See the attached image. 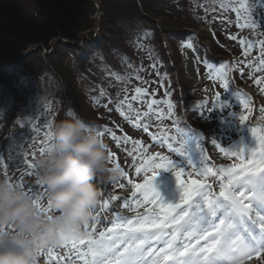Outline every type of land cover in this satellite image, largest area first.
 <instances>
[{"label":"rangeland","instance_id":"374dc122","mask_svg":"<svg viewBox=\"0 0 264 264\" xmlns=\"http://www.w3.org/2000/svg\"><path fill=\"white\" fill-rule=\"evenodd\" d=\"M23 1L14 0L15 4ZM96 2L98 7L93 3L97 9L93 17L97 25L95 33L98 30V21L101 20L98 9L99 2L98 0ZM6 4L8 5L7 0ZM13 4L8 5L5 14H11V17L16 18ZM205 8L209 9L207 14ZM237 9H239V12H237ZM168 10L174 13L186 14L185 17L190 18L192 16L195 19V26L191 27L190 31L187 30L191 33L189 36L187 35L188 40L176 39L177 36H166V33L170 35L171 31L163 30L158 33L156 38L159 40L156 43V48L163 49L170 61L174 59V76L185 82L187 92H183V99L181 98L179 102L189 112L188 117L190 116L189 119L192 125L190 126V123L185 122L186 127L190 129L192 135L197 134L195 136L198 140L190 142L185 140L187 135L182 137L180 132H176V124H173V121H176L177 118L175 106L172 104L170 96L165 95L171 87V81L163 76L166 65L162 66L158 63L156 64L157 67L153 68L145 58L141 60V70L135 80L131 77L123 79L124 81L122 79L106 80L105 78L100 80L98 86L93 88L95 89L93 96L96 97L103 91L109 97L104 100L98 99L102 102H98L97 107L99 109L103 108L102 110L106 112L104 116L112 118L107 128L115 131L118 136H127L131 140L140 141L137 148L141 152L148 150L150 156L159 154L162 157L170 158L172 167L177 170L191 167L199 169L203 164V154L198 156L197 153L202 151L201 148L204 146L208 147L206 162L214 170L220 167H230L233 164L238 165L241 163L239 159L223 156L213 146L212 142L215 141L216 144L229 151L244 150L246 152L249 150V156L251 155V148L257 150L260 148L261 138L264 137V111H261L264 109V91H261V89H264V83L257 85L253 80V76L257 80L264 77V66L260 64V61L264 59V0H186L183 4L169 6ZM172 15L174 18H185L178 14ZM214 17L216 18L214 19ZM4 20L6 18H0V26L4 23ZM157 22L155 20V23ZM231 36L238 38L233 40L230 39ZM95 38L89 39L85 32L80 33L77 42L74 44L76 53L80 58L84 57L83 55L87 51V48L84 47L85 40H88L87 43L90 46V44H94L92 42ZM240 40H244L246 44H252V47L246 50L247 55L242 53L243 46L240 44ZM186 42H190L194 46L199 53V58H196L191 48L184 46ZM38 45L42 44L38 43L31 46H35L34 50L39 47L43 51L42 46ZM52 45L53 41L49 43L51 49ZM31 46H28L25 51L20 50L19 54H22L21 56L27 55L32 48ZM202 60H206L207 64L202 63ZM221 62L230 65L227 73L230 86L226 90L219 87L220 81L215 78L214 74H212L213 79H209L208 65L218 68ZM237 62H242L244 67L241 68ZM248 64H251L252 67H247ZM241 72H243V75H241ZM161 84H163V87H161ZM137 88L141 89L140 93L136 92ZM217 93L220 94V100L218 106L214 107L217 104ZM241 94L247 97L249 101L247 109L241 105ZM134 96L138 97V100H133L132 97ZM125 97H127V100H125ZM110 100L112 103H109ZM122 100L125 103L120 111L125 112L129 117H134L137 110L141 113V126L139 128L132 126L136 123V120L133 119L130 123L116 110L115 102L119 103ZM153 100L160 103L154 105L152 104ZM105 104L108 105L107 108L103 106ZM169 105H171V109H169ZM191 106H193V109L190 108ZM169 111L172 113L171 116L168 115ZM240 113L247 117L245 125L239 123ZM144 126H147V132L144 131ZM153 135L157 137L156 141L152 140ZM165 137H167L168 142L161 143L160 141ZM101 138L108 145V152L113 153L112 163L108 162L109 168L112 169L118 164L120 170L114 180L99 177L93 182L100 192L94 210V216L98 215L99 219H94L87 229V233L91 235L93 240H99L101 232L109 235L107 230L112 228L115 223H119L116 219V213L134 219L137 215H145L146 210L151 211L155 208L159 211L157 205L145 203L143 196H138L136 200L133 199V193L137 191L135 185L143 184L146 179L143 173L138 175L135 167L132 166L134 161L128 155L127 149H131L133 145L131 143L127 146L117 145L107 135ZM173 138H175L174 141ZM169 143H172L174 149H181L184 155L170 151ZM17 145V157L39 169L37 162L44 155L42 149L46 148L48 143L46 145L42 142V138H35L34 140L33 138L26 139L24 137L22 144ZM185 146H188V148L186 149ZM137 155H139V152ZM136 166L139 167L140 165L136 164ZM121 171L124 172V176H121ZM38 172L39 176L40 170ZM6 174H12V181L16 184L20 182L21 171L12 173L10 169L6 168ZM148 175L151 176V172ZM184 179H187V177H184ZM192 179H200V177L193 176ZM208 179L213 183V188L218 191L217 178L209 177ZM129 181L132 183L130 184ZM24 183L34 184L35 180L29 178ZM153 183L165 203L174 202L178 199L180 190L176 185L171 169L169 171L161 170ZM121 185L123 186L121 187ZM113 195L119 197V199L112 201L111 197ZM102 198L108 200L107 207L100 204ZM137 200L139 203H137ZM42 203L44 205L45 201L43 200ZM120 230L117 229V231ZM152 231L158 230L152 229ZM84 232L83 229L82 234ZM167 239L168 237L164 238V240ZM204 243V241H201L197 247L202 246ZM85 244H87V240H85ZM85 244L78 245V248L86 252ZM153 244H155L156 250L165 247L163 242L157 243L154 241ZM61 257H65V259H61ZM160 261L161 264H171L170 261H163V255L160 256ZM37 264H84V258L78 257L70 243L66 246L61 243L58 246L44 249L37 257ZM245 264H259V261L253 257L251 260H246Z\"/></svg>","mask_w":264,"mask_h":264},{"label":"trees","instance_id":"16d2710c","mask_svg":"<svg viewBox=\"0 0 264 264\" xmlns=\"http://www.w3.org/2000/svg\"><path fill=\"white\" fill-rule=\"evenodd\" d=\"M7 1L8 5L14 3L16 18L5 14L8 5L6 0H0V18H6L5 25L0 26V178L13 182V175L6 174V168L12 173L25 171L27 161L17 157V144H22L24 137L42 138L46 145L49 143L45 137L46 122L51 129L55 122L76 118L94 131L109 127L112 118L104 116L103 108L97 107L109 95L95 97L93 88L103 78L137 79L144 58L151 65H166L163 76L171 81L167 93L175 106L176 132L182 137L187 135L185 140L190 142L198 140L197 134L192 135L186 127L185 122L192 125L189 112L179 102L183 92H187L185 82L174 76V59L170 61L163 49L156 48V38L163 30L171 31L166 36L188 40L195 19L168 10L186 0H98L101 20L96 33L93 17L97 9L92 0H24L19 4ZM172 14L185 18H174ZM81 32L89 39L96 38L90 46L85 40L87 51L80 58L74 44ZM134 37L143 39L142 50L134 51L130 46ZM38 43L43 51L31 46ZM28 46L32 47L28 54L21 56L20 50L25 51ZM201 149L198 156L208 147ZM31 170L34 177L38 176L39 169Z\"/></svg>","mask_w":264,"mask_h":264},{"label":"snow or ice","instance_id":"6c2138e0","mask_svg":"<svg viewBox=\"0 0 264 264\" xmlns=\"http://www.w3.org/2000/svg\"><path fill=\"white\" fill-rule=\"evenodd\" d=\"M208 11L209 9L205 8L206 14ZM237 38L236 36L230 37L233 40ZM129 43L134 51L142 50L144 46V41L140 37H134ZM240 44L243 46L242 53L247 55L246 50L251 48L252 44H246L244 40H240ZM184 46L191 48L196 58H199L198 51L190 42L184 43ZM201 62L207 64L206 60ZM237 63L241 68L244 67L242 62ZM260 64L264 66V59L260 61ZM129 66H132L130 62ZM152 67H157L155 62ZM208 67L209 79H213L212 74H214L215 78L220 81L219 87L226 90L230 86L227 77L230 65L221 62L218 68L210 64ZM247 67L251 68L252 65L248 64ZM157 74L159 75V73ZM253 80L257 85L264 83V77L257 80L253 76ZM136 92L140 93L141 89L137 88ZM100 95H104L103 91ZM165 95L167 96L169 93L166 92ZM240 97L241 105L247 109L249 106L247 97L242 94ZM132 99L138 100V97L134 96ZM219 100L220 94L217 93V104L214 107L218 106ZM109 103L112 101L110 100ZM124 103L125 101L122 100L116 104V110L126 121L131 123L133 119L136 120L132 126L139 128L141 113L137 110L134 117H129L125 112L120 111ZM159 103L156 100L152 101L154 105ZM103 106L108 107L107 104ZM169 109H171V105H169ZM168 115H172L171 111ZM246 119L247 117L240 113L239 123L241 125H245ZM173 124H176L175 120ZM46 126L48 131L45 132V137L49 141L51 125L46 122ZM144 131H148L147 126H144ZM95 132L100 137L109 136L117 145L127 146L129 143L133 145L131 149H127L128 155L134 161L132 166L135 167L138 175L143 173L146 177L143 184L135 185L137 191L133 193V199L136 200L138 196H143L145 203L157 205L159 211L155 208L151 211L146 210L145 215H137L134 219L116 213L119 223H115L112 228L107 230L109 235L101 232L99 240H93L87 233L89 224L84 226V234L64 238L62 244L66 246L70 243L78 257L84 258V264H161V255H163L164 262L170 261L171 264H245L246 260H251L253 257L261 260L264 264V137L261 138L259 150L250 149V156L248 155L249 150L246 152L244 150L229 151L216 144L215 141L212 142L223 156L239 159L241 163L238 165L233 164L230 167H220L214 170L206 162L205 150L203 164L199 169L191 167L177 170L172 167L170 158L162 157L159 154L150 156L148 150L141 152L137 148L140 141L131 140L127 136H118L115 131L107 127L97 128ZM151 138L153 141L157 140L155 135ZM160 142L167 143V137ZM168 147L170 151L184 155L181 149H174L172 143H169ZM45 151L46 148L42 149V152ZM138 152L139 155H137ZM108 157V162L112 163L113 153L109 151ZM136 164L140 166L137 167ZM35 167V165L26 162L25 171L21 172L20 182L16 185L26 189L33 202L50 213L52 211L50 208L43 207L45 188L40 182L39 176L34 177L31 169ZM114 169L120 170V166L116 164ZM170 169L180 194L174 202L165 203L154 187L153 181L161 170L169 171ZM149 172H151V176L148 175ZM120 174L121 176L125 175L122 171ZM193 176L200 177V179H192ZM209 177L217 178L218 191L213 188ZM29 178H34L35 183L25 184L24 181ZM129 183L132 182L129 181ZM111 199L116 201L119 197L113 195ZM137 203H139L138 200ZM100 204L107 207L108 200L102 199ZM94 219L98 220L99 216H94ZM117 229L122 230L117 231ZM152 229L158 231H152ZM169 229L170 231H168ZM165 237L168 239L164 240ZM85 240H87V244H85ZM154 241L163 242L165 247L156 250ZM201 241L205 243L197 247ZM80 244H85L86 252L78 248ZM43 251L44 249L40 250L39 254ZM61 259H65V257H61Z\"/></svg>","mask_w":264,"mask_h":264},{"label":"clouds","instance_id":"9594fccd","mask_svg":"<svg viewBox=\"0 0 264 264\" xmlns=\"http://www.w3.org/2000/svg\"><path fill=\"white\" fill-rule=\"evenodd\" d=\"M108 145L80 119L52 126L49 143L38 160L45 188L44 208L8 178H0V264H37L42 249L81 235L94 220L100 192L97 177L114 180L108 166Z\"/></svg>","mask_w":264,"mask_h":264},{"label":"water","instance_id":"95a60500","mask_svg":"<svg viewBox=\"0 0 264 264\" xmlns=\"http://www.w3.org/2000/svg\"><path fill=\"white\" fill-rule=\"evenodd\" d=\"M93 3L96 5V7H98L96 0H93ZM82 36H84V35H82Z\"/></svg>","mask_w":264,"mask_h":264},{"label":"bare ground","instance_id":"6f19581e","mask_svg":"<svg viewBox=\"0 0 264 264\" xmlns=\"http://www.w3.org/2000/svg\"><path fill=\"white\" fill-rule=\"evenodd\" d=\"M259 261V264H262V261L261 260H258Z\"/></svg>","mask_w":264,"mask_h":264}]
</instances>
